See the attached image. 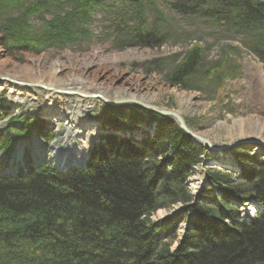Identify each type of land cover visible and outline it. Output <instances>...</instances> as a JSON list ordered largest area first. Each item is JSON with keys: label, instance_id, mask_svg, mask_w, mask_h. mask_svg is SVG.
<instances>
[{"label": "trees", "instance_id": "trees-1", "mask_svg": "<svg viewBox=\"0 0 264 264\" xmlns=\"http://www.w3.org/2000/svg\"><path fill=\"white\" fill-rule=\"evenodd\" d=\"M2 1L9 10L13 5V11L22 12L16 19L10 12L6 19L13 55L29 53L25 42L41 36L64 50L98 15H105L115 31L124 30L132 47L165 45L157 31L141 33L146 26L138 12L151 9L154 0H117L128 6L123 10L114 6L116 0ZM169 1L176 14L197 18L239 39L264 66V0ZM48 8L55 9L58 17L42 23L39 33L33 21H40L36 17ZM129 12L138 15L131 29L123 22ZM0 27L4 29V18ZM201 53L195 49L186 54L172 85H185L204 68ZM213 68L215 77H221L229 64ZM125 111L105 107L104 115L121 125L126 122L120 117ZM129 111L133 120L144 118L140 109ZM151 119H160L157 135L142 142L108 137L81 169L64 172L45 165L14 178L0 176V264H264V213L245 224L228 226L225 218H234V211L229 214L192 204L185 181L191 168L200 163L201 152L179 127L172 128L170 119ZM2 140L0 136L1 148L16 149ZM242 166L246 190L230 188L226 193L243 203L256 200L264 205L263 165L251 158L242 160ZM213 179L226 182L218 175ZM179 203L187 205L185 212L159 225L151 221L160 210ZM189 215L192 226L172 252L166 242L176 240Z\"/></svg>", "mask_w": 264, "mask_h": 264}, {"label": "rangeland", "instance_id": "rangeland-1", "mask_svg": "<svg viewBox=\"0 0 264 264\" xmlns=\"http://www.w3.org/2000/svg\"><path fill=\"white\" fill-rule=\"evenodd\" d=\"M154 1L152 6L155 9L151 6V9H147L144 13L138 12L146 26L141 33L157 31L159 37L164 38L165 45L162 47L153 49L132 47V43L125 39L127 35L124 30L115 31L105 15H98L85 27L86 33L79 32L74 44L65 47L64 50L57 49L41 36L34 41L25 42L27 44L24 46L30 50L29 53L15 55L9 51V34L5 28L9 21L6 19L10 12L14 19L18 17L17 15L21 17L22 12L17 9L13 11V5H9L12 7H9L11 9L9 10L8 4L2 1L0 18H4V29L0 27L2 29L0 30V75L20 77L25 82L43 77L45 84H49L48 81H51L49 78L56 75L58 85L61 87L66 86L68 80L78 75V78L86 79L89 84L96 82L102 85L106 88V98L114 101L115 98H125L123 91L140 81L146 88L142 92L143 100L151 99L149 107L179 114L188 129L206 139L212 146L221 147L235 143V146L227 151H214L207 149L204 143L200 146L199 142L192 139L193 146L201 152L200 163L191 168L185 186L191 196L192 204L210 206L218 211L224 209L229 214L234 211V218L229 215L225 218L226 225L250 222L264 213V205L256 200L243 203L237 196L226 193L225 190H231L230 188L246 190L242 188L244 183L242 160L254 158L264 167V132L261 125L264 123V95L258 77L251 68V62H258L263 71L264 66L243 48L239 39H233L223 30L214 29L208 25L209 23L197 18L176 14L168 0ZM114 6L120 8L119 10L125 7L122 1L117 0ZM55 12V9L48 8L36 17L40 18V21H33L35 30L40 33L42 23L54 22L58 17ZM30 14L31 11L27 13V18ZM124 17L123 22L130 29L138 20V15H132V12ZM195 49L200 53L202 51L204 68L196 71L185 85H172L173 75L186 54ZM225 63L229 64L227 74L215 77L217 71L214 68L211 70L212 66ZM59 69L63 70L62 74L55 73ZM6 78L4 77V81L0 82V136H3L2 142H10L16 149L9 151L0 146V173L4 174L3 170H5V177L26 175L33 169L45 165H50L57 171L73 170L36 160L39 153L36 154L32 149L34 141L37 140L39 146H43L39 152L48 153L55 142L58 144L61 141L59 134L65 132L61 131V127H68V123L74 119L78 124L82 122L88 125L85 129L76 128L72 136L80 142V145L86 144L87 158L92 151L106 145L108 137H115L121 141L142 142L157 135V122L160 119H151L154 116L161 118V121L170 119L172 128L179 127L175 119L162 117L135 105L108 106L101 99H96L97 104L88 106L84 112L82 110L76 112L72 110V112L64 103L61 106L55 104L52 106L58 107L59 119L54 115L44 116L47 103L43 99L47 91L36 88L34 93L26 97H14V94L23 93L11 91L10 82ZM57 95L64 100L65 96L75 99L78 94L60 91ZM182 99L187 101V106L181 104ZM105 107L126 110L123 116L119 115L123 118V122H126L117 125L111 120L112 118L110 119L112 122H109L108 116L104 115ZM130 108L140 109V112H143L140 116L144 118L138 120L130 118ZM60 113L65 117L60 118ZM116 115L113 114L112 117ZM125 124L127 126L124 127ZM80 133L83 134L81 137ZM20 147L30 149L34 154L25 155V159L28 156L30 159L24 161L27 164L21 167L18 173L16 169L7 171L6 164L15 161L14 155ZM170 153H175V150ZM227 163L231 165L228 166ZM214 175L225 177L226 182L215 181ZM199 177L202 178L200 184H195ZM186 206L179 203L169 209L160 210L151 221L159 225L167 218L185 212ZM192 221V215H189L180 226L176 240L171 243L166 242L172 252L189 232Z\"/></svg>", "mask_w": 264, "mask_h": 264}, {"label": "bare ground", "instance_id": "bare-ground-1", "mask_svg": "<svg viewBox=\"0 0 264 264\" xmlns=\"http://www.w3.org/2000/svg\"><path fill=\"white\" fill-rule=\"evenodd\" d=\"M251 68L254 70L255 74L258 77L259 80V84L262 90V93L264 95V71L262 66L258 63V62H251ZM55 73L57 74H62L63 70L59 69L57 71H55ZM54 73V74H55ZM42 76V75H39ZM80 76V75H79ZM84 75H82L83 77ZM4 77H7V81L10 82V89L11 91H18L19 93H23V94H14V97H26L27 95H30L32 93H34V90L37 88H43L45 89L47 92L45 94L44 97V102L47 103V109L46 111L44 110V116H55V118L59 117L57 116L58 113V107H54L55 104L57 106H61L63 103L66 104V106L71 109V111L73 110L74 112H76L77 110H82V112H84L85 110L88 109V106H92V105H96L97 103L95 102L96 99L93 98H88L89 96H100L105 100L108 101H113L110 100L109 98H106V88L102 87V85L95 83H88V81H86V79L84 78H78V75L75 77H72L71 80H68V82L65 84L66 86L61 87V85H58L59 82L57 80V76L54 75V77H50L49 79L51 81H48L49 84H45L44 81L42 80V78H38L35 81L29 82V81H22V79L20 77H10V76H1L0 75V82H2V80L4 81ZM67 87V88H66ZM74 88L76 91H74ZM145 87H143L141 85V82L138 81L135 84H132L131 86H129V88H126V90L123 91V93L125 94V98L123 99H118L115 98V100H133V101H137V102H141L145 105H149V100L145 101L143 100L144 95H142V92L145 91ZM108 90V89H107ZM60 91H68L69 93H73V94H78L77 97L75 99H71L69 96H65L64 100L59 98L57 93ZM75 92V93H74ZM181 104L184 106H187V101L185 99L181 100ZM54 105V106H52ZM72 111V112H73ZM86 114V113H83ZM60 118H64L65 115H61L60 113ZM262 125V129L264 132V123L261 124ZM65 127V126H64ZM61 127V131H65V132H60L59 134V139H61V141L57 144L56 142L53 144V146H51L50 151L46 154V153H41L39 152L40 149L42 150L43 146H39V141L35 140L34 144H33V151L38 154L39 153V159L37 158V156L35 158H37L36 160H42L45 162H50L52 165H57V167L60 168H70V167H78V166H82L83 163H85L88 158L86 156L87 153V147L86 144L85 145H80V142L77 139H73L72 136H74L75 133V129H85L86 127H88L87 124L85 123H79L78 121H76L74 119V121H71L70 123H68V127ZM83 134L80 133L79 136L81 137ZM261 136V135H259ZM262 137V136H261ZM199 145L201 146L202 143L199 142ZM32 150L29 151V155H33L34 153H32ZM22 154L23 152H21V154H19L18 159L15 160L14 162L8 163V166L11 168V171L15 170L17 172L20 171L21 167H25L27 162L24 163L25 160H29V156L27 159L22 158ZM26 154V153H24ZM90 159V157H89ZM23 161V162H22ZM21 164H16V163H20ZM225 164V163H224ZM228 166L231 165V163H227ZM202 180L201 177H199V179L196 181L195 184L199 183ZM199 181V182H198ZM197 188V187H196ZM250 209V208H249ZM248 209V210H249ZM251 210V209H250Z\"/></svg>", "mask_w": 264, "mask_h": 264}, {"label": "water", "instance_id": "water-1", "mask_svg": "<svg viewBox=\"0 0 264 264\" xmlns=\"http://www.w3.org/2000/svg\"><path fill=\"white\" fill-rule=\"evenodd\" d=\"M89 98H93V99H101L103 100V102L108 105V106H124V105H135L143 110L149 111L151 113H155L158 114L162 117H166V118H172L175 119L180 127V129L186 134L188 135L190 138H192L193 140L197 141V142H201L204 143L207 146V149L209 150H214V151H227V149L232 148V146H235L234 144L231 145H227V146H221V147H215L212 146L206 139H203L201 137H199L198 135H196L195 133H193L190 129H188L183 121V119L180 117L179 114L173 112V111H168L165 109H153L141 102H137V101H133V100H113V101H108L103 99L100 96H89ZM82 167H77V169H80Z\"/></svg>", "mask_w": 264, "mask_h": 264}]
</instances>
